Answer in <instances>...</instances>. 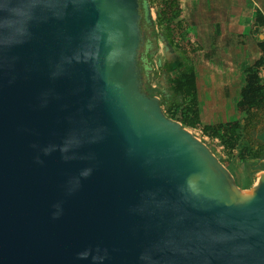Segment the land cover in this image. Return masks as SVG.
<instances>
[{"label": "water", "instance_id": "obj_1", "mask_svg": "<svg viewBox=\"0 0 264 264\" xmlns=\"http://www.w3.org/2000/svg\"><path fill=\"white\" fill-rule=\"evenodd\" d=\"M114 12L130 58L110 70L74 63L51 79L61 54L78 46L101 13ZM138 20L137 0H86L82 12L38 27L17 50L15 70L0 76V264H90L77 253L97 244L110 250L105 264H135L139 249L166 233L204 231L242 236L198 255H177L175 264H264V170L239 188L218 155L167 117L159 96L142 91ZM73 130L84 142L65 160L59 146ZM96 130L102 139L89 142ZM50 145L57 150L45 156L40 149ZM88 168L91 175L82 177ZM201 170L212 178L208 195L231 203L181 199L177 186ZM57 203L63 212L53 219ZM238 245L245 247L234 252Z\"/></svg>", "mask_w": 264, "mask_h": 264}, {"label": "clouds", "instance_id": "obj_2", "mask_svg": "<svg viewBox=\"0 0 264 264\" xmlns=\"http://www.w3.org/2000/svg\"><path fill=\"white\" fill-rule=\"evenodd\" d=\"M86 0H0V76L5 72H13L20 63L21 57L17 50L28 45L35 36V30L50 23H62L70 16L84 10ZM118 13H111L108 16L101 13L95 23L86 28L81 36L80 43L70 53L61 54L58 62L50 72V78L55 80L62 76L67 66L72 64H88L94 70L100 65L106 70H110L116 64L131 56V50L124 47V34L115 27L118 21ZM131 33V25H129ZM15 82V77L9 79L11 85ZM113 89L121 88V84L116 81H107ZM2 87V83H0ZM48 92L42 93L45 97L41 107H46ZM94 105L89 104V109ZM102 139L99 130L89 138V142H97ZM84 142V134L73 130L65 137L59 151L64 153V159L71 149L78 148ZM37 148V145H32ZM57 150V146H46L40 151L45 155H50ZM36 163L43 164V160L37 155ZM92 169L88 168L81 172V176L87 178L91 175ZM212 178L207 171L201 170L187 176L184 182L177 186V191L185 203H195L203 199H216L225 204L223 196L211 197L207 188L211 184ZM77 184L79 181L76 182ZM249 197H244L241 203L247 201ZM56 211L53 212V219L62 215L61 204L53 205ZM143 211L144 209H139ZM223 223V222H222ZM240 227H243L242 225ZM242 236L241 232L215 233L212 231L187 232L176 234L169 232L162 237L150 241L143 245L136 256L135 264H175L173 257L177 255L189 256L200 254L204 248H212L217 244L226 243ZM245 246L238 245L233 251L239 252ZM110 250L100 244L88 246L77 253V259L90 260V264H105L110 259ZM205 264H208L205 261Z\"/></svg>", "mask_w": 264, "mask_h": 264}, {"label": "trees", "instance_id": "obj_3", "mask_svg": "<svg viewBox=\"0 0 264 264\" xmlns=\"http://www.w3.org/2000/svg\"><path fill=\"white\" fill-rule=\"evenodd\" d=\"M137 2L139 29L142 30L147 21L146 13L151 20L150 8L157 2L159 8L155 12L152 27L157 28L163 43L181 50L184 58L176 77L169 83L167 94L159 90L161 83L159 78L163 76L159 64V74L158 69L154 70L151 65L146 69H140L142 91L149 96H160V106L167 117L180 122L185 128L199 129L211 142L217 140L214 147L209 142L204 140L203 142L215 153L216 149L222 148L225 156L216 154L220 162L235 176L237 186L241 189L250 187L252 182L242 183L239 170L244 175L254 176L264 169V164L260 162L264 159V127L262 130L259 129L264 122V76L261 75L264 73V36L262 39L258 38V29L264 27V15L257 12L250 26L252 40L249 42L252 44V51L259 56L243 71L242 84L235 103V111L239 118L232 122L201 126L196 103V75L191 58H188L183 48L176 46L173 40L177 29L181 28L179 1L137 0ZM241 39L242 35L234 37V41L239 44ZM197 43L198 49H204L208 45L214 52L225 46V42L215 40Z\"/></svg>", "mask_w": 264, "mask_h": 264}, {"label": "crops", "instance_id": "obj_4", "mask_svg": "<svg viewBox=\"0 0 264 264\" xmlns=\"http://www.w3.org/2000/svg\"><path fill=\"white\" fill-rule=\"evenodd\" d=\"M178 1L181 28L177 29L175 36L178 40L193 43L190 58L196 75V103L200 125L232 122L239 118L235 103L243 71L251 64L252 59L244 57L242 50L233 51V60L224 59V51L221 59H212L210 52H216L208 45L204 49H198L197 42L233 41L235 35H242L244 40L247 39L245 41H250L251 28L240 26H251L257 12L264 15V9L255 0H248L244 7L241 3L235 4L233 0L232 3L226 1L218 6L215 0ZM260 28L258 38L262 39ZM239 172L242 183L254 182L256 173L254 176H247L240 170Z\"/></svg>", "mask_w": 264, "mask_h": 264}, {"label": "rangeland", "instance_id": "obj_5", "mask_svg": "<svg viewBox=\"0 0 264 264\" xmlns=\"http://www.w3.org/2000/svg\"><path fill=\"white\" fill-rule=\"evenodd\" d=\"M226 1H229V3H232V0H215L216 5H220L221 3H226ZM235 4H240L244 6H246L248 0H233ZM261 8L264 9V0H255ZM159 8V4L157 2H154V4L152 5V7L150 8V16H151V20L150 22L153 24V20H155V12L156 10ZM201 27H203L201 25ZM241 28L243 27H250L247 25H242L240 26ZM154 28V27H153ZM155 31V34H158L157 32V28L153 29ZM264 36V34H262ZM174 40V44L176 46L179 45L180 49L183 48L182 50L185 52V55L189 58L191 57V54L193 53V43L192 42H188V41H181L178 40L177 37L175 36V38H173ZM247 40V39H245ZM244 39H241V44H239L237 41H227L225 42L228 45H225L223 47L224 50L219 49L216 51V53L210 52V56L212 57V59H221V55L223 54L224 51V55L225 58L224 59H228V60H233V51L236 50H242L243 51V55L244 57H248L250 59L255 60L256 58H258V54L252 51V44L249 41H245ZM173 51H175L177 54H179L181 56V59L184 60V58L182 57L183 55L181 54V50L176 49L175 47H172ZM166 55L167 53L164 51L163 49V44L160 40H158V50L153 51L152 57H151V68H153L154 70L158 69V74L160 73L159 71V66L158 64H163L165 59H166ZM261 75L263 76V73H261ZM160 77V76H159ZM160 82L163 83V76H161L159 78ZM264 118V117H263ZM264 127V122L263 124L260 126V130H262V128ZM188 129V128H186ZM189 131H191L197 138L201 139L202 141H206L209 142V144L214 147L215 146V141L211 142L207 137L203 136L201 134V131L199 129H188ZM219 154L220 151H218L219 149H216ZM223 156H225L224 153H222Z\"/></svg>", "mask_w": 264, "mask_h": 264}, {"label": "flooded vegetation", "instance_id": "obj_6", "mask_svg": "<svg viewBox=\"0 0 264 264\" xmlns=\"http://www.w3.org/2000/svg\"><path fill=\"white\" fill-rule=\"evenodd\" d=\"M147 21L144 23V26L142 30L140 29V37L141 42L139 45V48L137 50V65L139 69H146L148 68L151 63V57L153 54V51L158 50L153 46L154 40H160L162 42L161 37L158 34H155V31L153 30L152 23L150 22L149 16L146 13ZM148 26V27H147ZM163 49L164 51H168L166 55V59L163 64H159L160 68L162 69V75H163V83H160V91L164 94H167L169 83L176 77L177 70L182 66L184 63L181 59V56L177 54L175 51H173L172 46L169 47L168 44L163 43ZM171 49V51H169ZM165 64V66H164ZM141 76V71H140ZM142 85V80H141ZM160 97V96H159Z\"/></svg>", "mask_w": 264, "mask_h": 264}, {"label": "built area", "instance_id": "obj_7", "mask_svg": "<svg viewBox=\"0 0 264 264\" xmlns=\"http://www.w3.org/2000/svg\"><path fill=\"white\" fill-rule=\"evenodd\" d=\"M260 33H261V34H264V27H261V28H260ZM214 141L216 142L217 140H214ZM218 151H220V153H221V154H219V152H218V154H219V155H222V153H223L222 148H219ZM222 156H223V155H222ZM223 157H224V156H223ZM260 162H261V163H264V159H262Z\"/></svg>", "mask_w": 264, "mask_h": 264}]
</instances>
